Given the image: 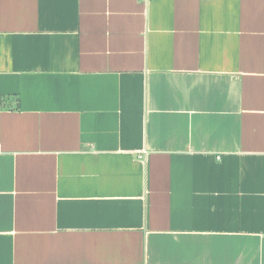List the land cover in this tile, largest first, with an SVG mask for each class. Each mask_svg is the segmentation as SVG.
Returning a JSON list of instances; mask_svg holds the SVG:
<instances>
[{
  "label": "crops",
  "instance_id": "1",
  "mask_svg": "<svg viewBox=\"0 0 264 264\" xmlns=\"http://www.w3.org/2000/svg\"><path fill=\"white\" fill-rule=\"evenodd\" d=\"M0 264H264V0H0Z\"/></svg>",
  "mask_w": 264,
  "mask_h": 264
}]
</instances>
